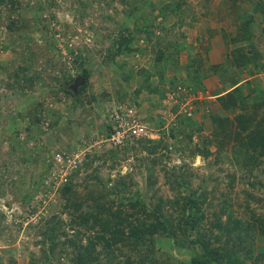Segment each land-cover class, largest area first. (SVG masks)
I'll return each mask as SVG.
<instances>
[{
  "label": "trees",
  "instance_id": "obj_1",
  "mask_svg": "<svg viewBox=\"0 0 264 264\" xmlns=\"http://www.w3.org/2000/svg\"><path fill=\"white\" fill-rule=\"evenodd\" d=\"M99 1H101L99 9H103L104 6L109 8V5H112V0ZM226 1L228 6L238 10H229V13L236 14L234 18L238 19L231 39V42L236 44L228 51L225 61L208 68L210 73L219 74V81L222 83H225L227 75L237 67H241L249 75L264 71L262 62L264 0H247L246 8L237 4V0L222 2L226 5ZM74 2L81 8L91 6L89 0H74ZM15 3L17 0H0V6L10 11L13 10ZM183 5L184 2L181 0H145L137 7V17H134L137 25L133 26V29H130L126 22H122L117 28L114 27L113 31L110 29L112 42L108 48L106 47L108 56L103 57V64H107L106 59L112 62L116 56L124 57L135 53L141 57H148L150 54L144 52L145 50L154 54H152L153 65L148 69L142 67L138 70L142 74L143 84H137L131 90L132 96L124 98L120 92L110 94L108 91H103L99 95L87 92L88 78L92 71L84 67L85 61L79 52L71 61L74 74L67 72L61 79L54 78L58 83L56 86L58 91L55 92H60L69 99L66 107L69 112L77 108L83 111L85 106L90 108V101L99 98L102 101L112 98L114 103L132 104L137 108L139 102H142L137 96L144 89L148 94L152 92L158 94L159 107L165 106L161 104L162 100L167 99L169 94L173 95L178 102H174L167 109V112H171L174 116L170 117L173 123L168 125L169 131L165 138L132 139L124 142L120 148L109 147L106 152L104 151L112 159L108 168L114 167L116 157L122 158L121 155L115 156V154L135 150L139 145L149 154L161 149L159 156L149 160L151 165L161 164L163 159L168 163L170 154L178 152L176 157L179 159L178 163L174 162L170 165L164 163L159 168L169 196L159 193V189L153 187L155 178L152 172L147 175L145 186L142 189L134 188L133 191L131 186L136 182L130 172L123 175L115 174V180L111 185H108L111 181L109 177H99L96 171L85 173L77 182L74 178L80 174L82 167L88 168L90 165L87 162L83 164L84 155L81 163L67 174L65 183L57 189L62 205L61 212H66L69 216L67 226L71 234L60 231L61 220L55 215L49 216L48 219L43 220L42 225L40 223L36 225L38 227L36 235L39 238L35 244H39V254L37 258L30 255L26 264H56L53 260L60 258L66 259L68 264H264V211L251 207L247 201L250 198L256 201L258 206L264 204H261V197L254 194V191L264 190V86L259 81L250 86L247 82H240L238 78L230 79L226 85L229 90L220 95L219 101L223 109L229 105L239 111L234 115L235 122L230 121L226 115L221 117L217 111L208 108L206 111L204 107L207 104L203 103V100H207L194 96L197 94V89L203 88L200 83L203 71L194 66L190 75H182L181 79L174 73L173 65L170 69L167 68L170 67L169 60L172 59L169 55L167 57L166 49L170 51L174 48L172 51L177 52V41L184 37L178 30L181 26H187L194 18L191 16L187 21L184 20L185 22L182 20L188 14ZM134 6L136 8V5ZM145 9L147 10L143 12ZM169 16L174 17L172 22L168 21ZM255 16H257L256 20ZM137 18L140 22L136 20ZM13 23L10 21L7 28L10 29ZM115 25L117 23H114ZM177 34H179L178 39ZM222 38L226 39L224 33ZM137 41L142 43V48L135 46ZM223 43L227 47L229 41ZM146 47H150L151 51ZM172 61L175 63L174 60ZM161 62L163 64H160L158 69L157 67L153 69L155 64ZM113 64L117 65L121 74L125 62L117 64L115 61ZM205 68L204 71H207ZM167 71L172 74L168 76L169 82L165 83L164 75ZM17 73L14 71L10 75L6 72V76L14 80L11 85H16L17 89L22 91L32 86L31 76L27 74L21 76ZM153 73L157 74V83L160 87L148 82ZM77 75L85 82L78 85L74 91L71 84ZM124 75L129 77V72ZM34 79L39 77L36 76ZM123 82L126 83V80ZM11 85L6 83L7 88H11ZM178 86L186 87L183 88L186 92H178ZM51 92L54 94L53 90ZM186 96H192L191 113L184 111L176 115V109L180 108L179 102H182ZM31 99L23 113V117L26 116L25 118L28 119L25 126L28 137L31 136V127L41 132L38 129L42 118L41 104L35 102L33 96ZM223 100L226 101L222 102ZM45 110L46 115L52 112L50 109ZM199 110H204L203 113L209 116L213 124L211 132L214 137L229 136L231 130L232 138L238 143L240 140L239 147L233 150L231 161L236 169H243V173L239 171L236 175L235 171H231L226 175L228 177L226 184L228 189H231L234 181L245 179L249 187L247 200L237 203L229 197L230 190L215 193L216 187L211 186L207 189L210 178L207 175L199 177L189 170L192 169L191 162L187 159H192L196 155L205 158L208 155L205 145L211 142L209 137L203 138L204 135L199 134L196 135L201 139L200 142H192L191 131L194 129L198 131L200 128V121H195L192 114ZM148 119L154 120L156 126L164 118H154L150 115ZM49 125L51 126L52 122H49ZM100 127L102 128L99 136H102V139L109 136L110 126L102 123ZM146 143L149 145L147 146ZM190 143H193L192 146ZM168 146L171 147L170 150ZM56 152L50 153V159L46 162L47 169L43 174L45 176L40 180V184L47 176L49 168L53 166L52 157ZM93 159L97 160L99 157L93 156L88 162H92ZM146 170L149 168L146 167ZM194 179L199 181L197 189L192 188ZM43 187V190H49L47 186L43 185ZM35 189L25 193L22 198L24 203L29 204L33 199ZM125 191L131 192V195L126 196ZM37 200L43 202L44 199L41 197L35 199L36 204ZM28 206L30 207L28 211L32 215L36 211V206L35 204ZM206 206H215L216 209L210 207L205 209ZM237 209L240 211L235 213ZM60 234L63 238L58 237ZM156 244L161 245L163 250ZM172 252L180 253L182 258L172 255ZM7 258V264H15L14 259ZM0 264H6L1 257Z\"/></svg>",
  "mask_w": 264,
  "mask_h": 264
},
{
  "label": "rangeland",
  "instance_id": "obj_2",
  "mask_svg": "<svg viewBox=\"0 0 264 264\" xmlns=\"http://www.w3.org/2000/svg\"><path fill=\"white\" fill-rule=\"evenodd\" d=\"M71 1L17 0L12 11L0 6V192H2L0 195V257L6 264L7 257L14 259L15 264H26L30 255L33 258H37L39 254V244H35L39 238L36 235L37 226L39 223L42 225L44 223L43 220L48 219L51 215H55L56 218L61 220L60 231L68 235L71 234V230L67 226L69 216L66 212H61L62 205L58 190L53 192L50 189L47 193L43 190V183H39L42 177L45 176L43 174L45 169H47L46 162L50 159V153L53 154L54 151H70L73 149L84 153L85 160L83 164L87 162L90 165L88 168L82 167L80 174L74 178L77 182L85 173L96 171L100 175L99 177H109L111 181L108 185H111V183L113 184L112 181L115 180V174L123 175L130 172L132 173V179L136 182L134 186H131L133 191L134 188L142 189L145 186L147 175L152 172L153 178H155L153 187L158 188L159 193L169 196V191L166 190V185L162 182L163 179L159 170L160 165L166 163L165 160L163 159L160 162L161 164L157 163L155 165H151L149 161L159 156L161 149H158L156 153L149 154L139 145L135 150H126L124 153L118 152L115 156L121 155L122 158L116 157L114 167L110 166L108 168V165L112 163V159L105 152L110 146L99 135L102 128L100 125L103 122L102 113L106 107L113 104L114 100L112 98L110 99L111 101H102L99 98L96 101H90V105L88 104L90 108L85 106L83 111L77 108L69 112L66 109L69 99L61 95L60 92H55L58 91L56 88L58 83L54 78L60 77L61 79L67 72L74 74V67L71 61L74 55L79 52V55L84 58V67L92 71L88 78L89 89H87V92H92L96 95L103 91H108L110 94L120 92L124 98L129 97V95L132 96L131 90L137 84H143L142 74L138 70L142 67L150 68L154 62V54L152 53V55L148 50H145L144 52L150 54L148 57H141L139 54L136 55V53L124 57L116 56L112 62H108L106 59L107 64H103V57L108 56L106 47L108 48L112 42L110 41V29L113 31V28H117L122 22H126L128 27L133 29V26L137 25L134 21V17H137V7L145 0H112V5H109V8L104 6L103 9H99V6H101V1L99 0H89L91 1V6L83 8L74 0ZM222 1L213 0V2H209L210 5L208 4V6L207 2L188 0L183 6L186 7L188 15L198 19H209V9L211 8L212 11L213 6H215L214 3L218 2L221 5ZM237 1V4L244 8L247 7V0ZM131 4L136 5V8ZM228 5V1H226V5H221V7L226 8L227 6L226 11L237 10L235 7ZM146 10H143V12ZM222 12L224 10H221ZM212 13H216L215 10L210 14L212 15ZM232 13L228 12L229 19L235 17V14L232 15ZM254 18L256 20L257 16ZM136 20L138 21L139 19L137 18ZM10 21L14 23L8 29L7 25ZM193 22L198 21L195 19ZM237 22L238 19L236 17L233 22L227 21L223 23L222 21L221 24L228 33H233ZM114 23H117V25L114 26ZM178 31L179 33L182 32L184 37L179 38L177 41L178 43L181 41L178 48L176 47L177 52L172 51L173 48L170 51L166 49V53L167 57L169 55L175 61L174 63L169 60L170 67L168 66L167 68L170 69L171 65H173L174 72L178 68L176 75L181 78L182 75L189 76L194 66L199 69L200 65H202L201 67L204 69L209 63L193 62L194 58L189 59V57L185 59L189 54H186L184 50L182 51L184 48L183 43L192 44V42L188 41L198 31H190L188 26H182ZM176 33L178 32L176 31ZM177 37H179V34L176 35ZM53 41L55 42L53 43ZM230 44L229 47L233 49L236 43L230 41ZM135 46L143 47L140 41H137ZM223 47L228 50V45L225 47L223 43ZM146 48L151 49L150 47ZM175 54H177L176 58ZM179 58L180 61L178 60ZM114 60L117 64L125 62L122 65L121 74L117 65L113 64ZM262 60L264 63V59ZM160 64H163V62L155 64L153 69L155 67L158 69ZM14 71H17V74L21 76L24 74L31 76L33 78L32 86L22 91V89L18 90L16 85H11L14 80L9 79L6 76V72L11 75ZM150 71L153 70L150 69ZM236 71L244 72L241 67L234 68L232 73L227 75L225 83L220 81L219 83L226 86ZM128 72L129 77L124 75ZM168 73L170 74V72ZM36 76L39 79H34ZM124 80H126V83L123 82ZM205 80H207L206 83L204 82ZM157 81V74H151L148 82L154 86ZM257 81L262 82L264 86V71L255 77L250 86ZM164 82H169L168 76L164 77ZM6 83H10L12 87L7 88ZM200 83L204 88L197 89V94L194 96L199 99L211 98L208 94H211L210 91L215 80L201 78ZM52 90L54 94L51 92ZM31 96L34 97L35 102L41 104L42 118L41 123L38 125V129L41 132H37L38 130L31 127V136L28 137V131L25 129L28 119L25 118L26 116L23 117V113L26 111V105L32 100ZM157 96L158 94L155 92L148 94L145 89L142 90L137 96L138 100L142 101L139 102L140 104L137 107L138 116L147 128H151L153 131L157 130L159 137L165 138L164 132L169 131L168 125L173 123L169 118L172 115L174 116V114L171 112L170 114L166 113L169 107L167 104L164 107H159ZM219 98L216 99L218 108L215 110L221 117L226 115L230 121L235 122L234 115L239 111L229 105L223 109ZM175 101L177 100L175 99ZM225 101L223 100L222 102ZM168 102L174 103L172 100ZM192 105L190 100L185 108ZM185 108L180 111L176 109V115L180 112L183 113ZM204 108L206 111L207 108L214 109V107L210 108L209 105ZM45 109H50L52 112H48V115H46ZM204 110H199L192 114L195 121H200V130L195 131L194 129L190 131L193 133V143L201 140L196 134L204 135L203 138L209 137L211 139L210 144L205 145L208 155L205 158L196 155L192 159H187L191 162L192 169L189 170L199 177L207 175L210 178V181L207 182V189L214 186L216 187L215 193L230 190L229 197L237 203L247 200L249 187L245 179L243 181H234L231 189H228L229 187L226 184L228 180L226 175L231 171L243 173V169H236L231 161L233 150L239 147L240 140L238 143L232 138L231 130L229 136L218 135L214 137L211 132V130L213 131V124L207 113H203ZM186 112L190 114L191 109ZM150 115L154 118L161 117L164 119L155 126L154 120L150 121L148 119ZM49 122H52L51 126ZM193 143H190V146ZM146 145L148 146L149 144L146 143ZM103 152L104 154H100ZM177 155L178 152L171 153L170 161L166 164L178 163ZM93 156H98L99 159H93L92 162H88ZM146 167L149 170H146ZM198 182V179L192 180V188L197 189ZM30 189H35L36 192L33 194V199L30 200L29 204L24 203L22 198L25 193H29ZM124 193L126 196L131 195V192L127 193L125 191ZM254 194L261 197V204L264 203L263 189L254 191ZM40 197L44 199L43 202L37 200L36 204L35 199ZM247 201L251 207L264 211V204L258 206L256 201L250 198ZM30 204H35L36 206V211L32 215L28 211L30 210L28 206ZM209 207L216 209L215 206ZM209 207L206 206L204 208L210 209ZM239 211L240 209H237L235 213ZM28 225L30 226L28 227ZM58 237L63 238V235L60 234ZM156 245L163 250L161 245ZM172 255L182 258L178 252H172ZM53 262L56 264H68V261L63 258L53 260Z\"/></svg>",
  "mask_w": 264,
  "mask_h": 264
},
{
  "label": "crops",
  "instance_id": "obj_3",
  "mask_svg": "<svg viewBox=\"0 0 264 264\" xmlns=\"http://www.w3.org/2000/svg\"><path fill=\"white\" fill-rule=\"evenodd\" d=\"M184 3L187 2L188 0H181ZM201 2H207V5L209 4V2H213V0H199ZM187 5V4H186ZM210 5V4H209ZM208 5V6H209ZM215 6H213V10H215L216 13H212V15L210 14L211 8L209 9L208 14L210 15V21L209 19H205V18H197L194 17L193 21L195 19H197L198 22H189L188 29L191 30H197L198 32L195 33L193 35V38H190L188 42H192V44H184L183 43V49L182 51H186V54L189 55H184L186 56L185 59H187V57H189V59H193V61L197 62H208L209 65L205 68L207 71H204V69H202V65H200L199 69L201 68V70L203 71L201 78L204 79H211V80H215V83L213 84V88L211 89L210 93L208 94V96H211V98H204L208 101L203 100V103H206L207 105L210 106V108L214 107V109H211L212 111H216L215 109L218 108V104L216 99L221 97L220 95L224 94L226 91L229 90V87L224 86V84H220L219 83V77H218V73L217 74H213L212 72L210 73V71L208 70V68H210L213 64L216 63H220L225 61V59L227 58L226 55H228V51L231 49L229 47L230 41L234 35L233 33H228V31L226 30V28L224 26H222V21L223 23L227 22V21H235L236 19L234 18H228V10L226 11V8H222L221 5H224V2L221 3V5L218 4V2L214 3ZM219 9V10H218ZM221 10H224V12L221 13ZM236 15V14H235ZM191 15H186L183 17V21H187L188 19H190ZM168 21L172 22L174 20L173 16H169ZM184 21V22H185ZM182 28V26H181ZM180 28V29H181ZM174 29V28H173ZM172 29V31H173ZM223 33L226 35V39H223ZM222 41V42H221ZM223 41H229L228 43V50L225 49L223 47ZM181 43V41H179L178 45ZM194 46H196L194 48ZM203 49V50H202ZM176 52V51H175ZM189 52V53H188ZM185 53V52H184ZM167 54V53H166ZM180 54V53H179ZM138 55V54H136ZM172 56V55H170ZM175 58H176V54H175ZM180 61V58L178 59ZM178 69V68H177ZM177 69L175 70L174 73H177ZM209 71V72H208ZM244 71V70H243ZM170 71L165 72V76H170L172 73L170 72V74L168 73ZM245 72V71H244ZM242 73L240 71H236L234 72V75L231 76L233 78H238L240 82H247L249 85L250 83L253 82V80L255 79V77H257L259 74H254V75H249L248 73ZM173 73V74H174ZM237 73V76H236ZM207 80H205L204 82L206 83ZM257 82H254L253 84H255ZM158 87H160V84H158ZM203 85H205L203 83ZM204 88V86H203ZM213 96V98H212ZM212 105V106H211Z\"/></svg>",
  "mask_w": 264,
  "mask_h": 264
},
{
  "label": "built area",
  "instance_id": "obj_4",
  "mask_svg": "<svg viewBox=\"0 0 264 264\" xmlns=\"http://www.w3.org/2000/svg\"><path fill=\"white\" fill-rule=\"evenodd\" d=\"M183 88L184 87L178 86L177 91L182 93L186 92ZM170 100L177 102L175 101L173 95L169 94L167 99L162 100V105L167 104L170 106L173 104L168 102ZM190 100H192V96H186L183 98L182 103H179V111L182 108H185ZM190 109L191 106L188 108L186 107L183 109V112ZM137 112V108L132 104L127 105L124 103L113 102L111 106L106 107L102 113V123L109 125L111 132L109 136L103 138L102 140L106 141L110 147L120 148L124 142L132 139H158V131H153L151 128H147V126L142 123ZM166 113L170 114V112ZM164 134L168 135V131H165ZM168 149L170 150L171 147L168 146ZM83 156L84 153H82V151L73 149L70 151H57L54 153L52 157L53 166L49 168L47 176L42 181L43 185L47 186L49 190L52 189L53 192L56 191L62 184L65 183L67 174L71 173L81 163Z\"/></svg>",
  "mask_w": 264,
  "mask_h": 264
},
{
  "label": "water",
  "instance_id": "obj_5",
  "mask_svg": "<svg viewBox=\"0 0 264 264\" xmlns=\"http://www.w3.org/2000/svg\"><path fill=\"white\" fill-rule=\"evenodd\" d=\"M84 82L85 81L79 75L75 76V78L73 79V82L71 84L73 90L76 91L77 86L84 84Z\"/></svg>",
  "mask_w": 264,
  "mask_h": 264
},
{
  "label": "clouds",
  "instance_id": "obj_6",
  "mask_svg": "<svg viewBox=\"0 0 264 264\" xmlns=\"http://www.w3.org/2000/svg\"><path fill=\"white\" fill-rule=\"evenodd\" d=\"M159 138H160V137H159ZM159 138H158V139H159ZM152 140H156V139H152Z\"/></svg>",
  "mask_w": 264,
  "mask_h": 264
}]
</instances>
